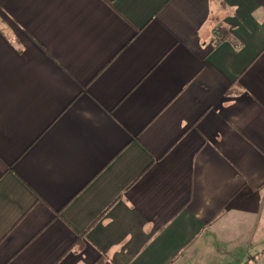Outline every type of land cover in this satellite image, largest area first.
I'll return each instance as SVG.
<instances>
[{
    "label": "crops",
    "instance_id": "crops-1",
    "mask_svg": "<svg viewBox=\"0 0 264 264\" xmlns=\"http://www.w3.org/2000/svg\"><path fill=\"white\" fill-rule=\"evenodd\" d=\"M0 264H264V0H0Z\"/></svg>",
    "mask_w": 264,
    "mask_h": 264
}]
</instances>
